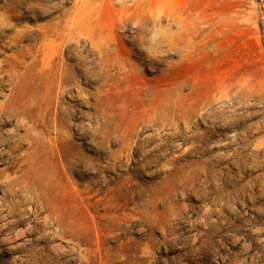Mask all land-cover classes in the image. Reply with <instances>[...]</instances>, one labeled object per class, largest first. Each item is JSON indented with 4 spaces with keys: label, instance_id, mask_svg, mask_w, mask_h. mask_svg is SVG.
Masks as SVG:
<instances>
[{
    "label": "rangeland",
    "instance_id": "374dc122",
    "mask_svg": "<svg viewBox=\"0 0 264 264\" xmlns=\"http://www.w3.org/2000/svg\"><path fill=\"white\" fill-rule=\"evenodd\" d=\"M77 3L0 0V264H264V0H147L153 19L124 26L115 25L119 3L102 8L109 49L134 64L123 85L146 90L111 100L103 119L100 75L82 69L96 52L83 38L65 44L59 56L75 84L58 117L83 159L58 162L67 192H50L49 210L34 191H13L43 126L7 104L19 80V92L45 97L40 36ZM184 23L205 29L190 50L173 43Z\"/></svg>",
    "mask_w": 264,
    "mask_h": 264
},
{
    "label": "bare ground",
    "instance_id": "6f19581e",
    "mask_svg": "<svg viewBox=\"0 0 264 264\" xmlns=\"http://www.w3.org/2000/svg\"><path fill=\"white\" fill-rule=\"evenodd\" d=\"M79 1L80 4L77 3L72 13L68 12L64 14L61 20L44 29L40 36L38 50L40 53L42 52L44 56L45 61L43 60L44 62L42 66L46 67L45 70H47L51 81L45 97L38 93L19 92V80L15 85L12 99L7 104V106L11 108L13 114L18 118H21L22 121L28 119L30 120V123L34 124L37 128L41 125L43 126L38 132V136L31 137L28 141L30 147L28 152L25 153L24 159H19L21 163L19 162L17 171L20 172L21 179L16 181L14 184L16 189L13 191H18V195L21 198H24L25 195L31 193V190L34 191L35 195L33 194V199L48 210L51 206L50 202H52L48 199L50 192L52 193L60 190L67 192V187L64 182L65 168H60L58 162L62 163L61 165L63 166V160L69 165L72 164V161H80L83 159L82 154L78 155L73 153L72 147L69 145L70 136L63 130L66 120L64 117H58V112H61V114L64 115L66 110V107L62 104L63 102H61L60 99L64 97L68 90L71 89L72 85L75 84L73 73L70 67L62 60V57L59 56V50L67 43L78 44L80 39L83 38L88 42L90 48L96 52L95 59L89 58V54L85 55L82 60V69L86 78L89 80L90 77L96 73L100 75V80L102 81L101 86L103 89L98 92V103L96 106L102 104L103 101H105L104 103L106 104L102 108L96 107L95 109L96 114L103 119L106 118V114L112 112V109H110L108 105L111 100L113 101L114 99L119 98L123 92L130 91L131 89L137 93L146 90L139 86L131 87L123 85L128 82L129 76L135 72L134 64L131 62L128 53H123L117 49H112V51L109 49L110 44L108 41H110V37L104 33L105 28L99 21L98 16L99 11L102 8L108 6L113 8L114 1H116L120 6L117 10L113 9L116 18V26H124L130 21L131 23L143 25L147 21V18L153 19L152 14L148 10H145L148 6L147 0ZM128 1L130 3H128ZM97 2L99 3L96 4ZM186 21L194 22V19L187 17ZM187 26L186 23L183 24L184 29H182L177 38L173 39V43L179 41L180 43H183L185 50H190L193 48L192 34H203L205 29L200 25L197 27L192 26L189 29ZM116 38L120 41V46H123L122 39L118 36ZM167 42L169 43V46H172V36L167 38ZM202 42L203 39L195 44L197 49L201 48ZM25 50L29 53L31 52V49L29 48H25ZM55 58H57V62L54 61ZM126 65L129 67L128 70ZM111 68L115 71L114 74L110 73ZM80 95V91L76 92L75 97L79 98ZM246 96V93H241L242 98H245ZM38 102L39 105H44L45 109L43 111L40 109V106H37ZM52 105H54L52 126L55 136L50 137L49 132L47 131L48 128L44 123V117L47 114L49 107ZM8 203L5 206L8 205L12 207L14 204L11 200L8 201ZM3 206L0 204V209ZM50 219L56 222L53 217Z\"/></svg>",
    "mask_w": 264,
    "mask_h": 264
}]
</instances>
